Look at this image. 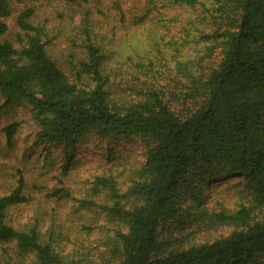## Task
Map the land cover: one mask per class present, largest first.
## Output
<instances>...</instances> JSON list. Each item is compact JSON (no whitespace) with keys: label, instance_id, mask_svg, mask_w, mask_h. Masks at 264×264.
I'll list each match as a JSON object with an SVG mask.
<instances>
[{"label":"trees","instance_id":"1","mask_svg":"<svg viewBox=\"0 0 264 264\" xmlns=\"http://www.w3.org/2000/svg\"><path fill=\"white\" fill-rule=\"evenodd\" d=\"M148 1L144 19L157 1L188 14L180 38L172 39L179 54L164 66L165 83L153 76L162 52L155 37L143 52L153 79L133 89L137 100L114 97L103 72L107 56L91 40L87 22L80 73L88 83L71 82L49 56L46 29L31 22L29 9L17 19L19 48L0 43L4 106L23 102L33 108L37 144L70 148L91 136L141 144L144 163L126 192L105 177L92 191L108 200L102 211L121 226L110 252L115 264H264V0ZM11 15L9 3L0 0V38ZM187 47L191 55L185 56ZM19 127L3 130L9 147ZM237 176L235 186L247 202L210 207L211 183ZM24 193L19 174L15 189L0 198V244L34 254L36 264H77L43 244L35 227L7 224V211L26 203ZM51 196L71 198L64 190ZM72 199L81 207L94 205ZM221 228L230 232L196 237Z\"/></svg>","mask_w":264,"mask_h":264},{"label":"rangeland","instance_id":"2","mask_svg":"<svg viewBox=\"0 0 264 264\" xmlns=\"http://www.w3.org/2000/svg\"><path fill=\"white\" fill-rule=\"evenodd\" d=\"M12 15L6 20L8 33L0 38L19 48L18 16L34 10L31 22L44 26L50 40L49 56L70 78L71 82L86 85L88 80L80 73V62L87 59L86 37L81 33L84 23H90L91 40L107 56L103 72L109 79L114 97L137 100L138 92L153 79L148 60L143 52L147 45L161 42L162 52L156 55L158 66L153 76L158 82L169 77L164 67L175 52L172 39L183 33L188 14L181 9L165 7L157 1L156 7L144 19L149 9L148 0H6ZM151 7V6H150ZM143 18V19H142ZM154 38L153 41L148 39ZM185 56L191 55L186 48ZM132 88V89H130ZM0 94V198L15 189L19 174L25 182L26 203L7 211L6 222L17 230L35 227L41 242L51 245L67 261L77 264H115L110 255L114 231L121 226L103 213L108 200L92 193L98 177L113 178L122 192H126L135 170L144 163L139 142H101L91 136L74 147L37 144V129L33 123V108L23 102L4 106ZM19 123L12 147L7 145L3 130ZM241 177L215 180L208 188L209 206L235 207L247 202L238 186ZM64 190L71 198L51 196ZM75 200L94 205L81 207ZM260 216L264 211L259 213ZM178 229L172 225L171 230ZM216 231V230H215ZM202 231L196 237L213 239L227 235L230 229L216 232ZM0 264H36L34 254L23 255L14 243L0 244Z\"/></svg>","mask_w":264,"mask_h":264}]
</instances>
